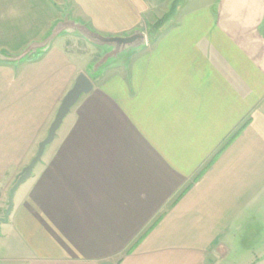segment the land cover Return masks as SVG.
<instances>
[{"label":"crops","instance_id":"obj_1","mask_svg":"<svg viewBox=\"0 0 264 264\" xmlns=\"http://www.w3.org/2000/svg\"><path fill=\"white\" fill-rule=\"evenodd\" d=\"M66 2L93 31L140 29L146 44L92 81L15 190L0 264H224L264 213V0H193L172 25L181 0L161 27L169 9L147 15L166 0ZM29 3L0 0V20L41 41L63 11L35 18ZM62 36L79 38L0 62V207L95 62L70 50L78 39L53 45Z\"/></svg>","mask_w":264,"mask_h":264},{"label":"water","instance_id":"obj_2","mask_svg":"<svg viewBox=\"0 0 264 264\" xmlns=\"http://www.w3.org/2000/svg\"><path fill=\"white\" fill-rule=\"evenodd\" d=\"M61 34L80 36L86 42L102 48L104 54L99 61L92 63L85 73H79L77 75L72 87L61 99L53 121L48 128L47 135L37 144L34 157L19 172L9 190L7 207L4 211V216L0 218V222L2 223L9 217L15 190L30 177L33 167L40 161L45 147L54 140L57 130L70 109L82 95L88 94L92 90V80L98 74H101L103 68L125 61L128 56L140 51L146 44L145 35L140 29H134L123 36H104L93 31L86 23L71 19L69 17L68 8L66 7L62 18L51 27L41 41L32 42L28 46L25 52L26 54L22 53L19 56L0 54V62H11L16 65L26 61L33 55L47 51L52 41Z\"/></svg>","mask_w":264,"mask_h":264},{"label":"rangeland","instance_id":"obj_3","mask_svg":"<svg viewBox=\"0 0 264 264\" xmlns=\"http://www.w3.org/2000/svg\"><path fill=\"white\" fill-rule=\"evenodd\" d=\"M28 1L30 2L29 4H20L18 5V7L24 9L26 13L28 14V7L31 6L29 10L30 14L32 13V16L34 15L35 18L37 15L35 12L39 11L40 7L42 9V13L40 15L42 16H46L47 15L46 12H49V14L52 13V14L60 15L62 11L63 12L65 11L67 6L68 8L70 7L69 3L66 2L67 0H64L63 3L59 2V0L57 1L56 0H28ZM166 1H168V3L167 2L162 3L158 9L150 12L147 15V17L151 21H155L157 18L163 15L167 11V9H169L170 7L169 4L171 5V1H174V0H166ZM192 1L193 0H185V3L182 5V7L179 9L178 13L174 17V22L172 25H175V23L177 22L183 23L182 20L184 19L186 12L189 9L194 8V6L191 4ZM204 2L200 4L199 7L201 6L207 7L209 3L207 4ZM213 7H216V4L213 5ZM47 9L48 11H46ZM58 10H62V11L59 12ZM40 22L43 23V21H40V20L34 21V24L37 25V27H33L32 28L33 30L31 32H35V34H37L40 31V24H41ZM12 25L13 23L10 21L7 22V21L0 20V54L19 56L22 53L26 52L28 46L32 42L40 40L41 37L39 36L35 37L34 34H30L29 30H28L29 32L27 31V33L24 32L22 34H19V30L14 29V28L11 29V33L8 34V32L10 31L9 29L12 27ZM63 39L80 40L82 44L77 46V44L69 43V48L72 51H75V50L80 51L82 49V51L85 52L84 50H86L87 52L83 53L85 57H87L88 51L90 53L91 51H96L95 60H94L95 62L99 61L104 54V50L102 48L86 42L80 36L79 38H75L74 36H62V37L57 38V40H55L53 45H56V43L62 41ZM82 51H80V53H82ZM91 64H89L88 67ZM88 67L86 68V70L88 69ZM110 67L111 65L103 68L101 71V74H98L92 81L95 82L96 79H99L100 77H102L106 73V69ZM22 185L23 184H21V188L23 187ZM5 198L6 197H4L1 202L2 206L0 207V218L4 216V211L7 207ZM13 199H14V196H13ZM7 201H8V197H7ZM256 214H257L256 220L251 221L250 227L241 229V235L239 236V242L235 247L236 248L235 252L229 255V257L224 262V264H239L245 261L246 257H249L252 254L258 255L259 253L264 251V213H256ZM4 227L5 226L3 224H0V233L5 229ZM1 241L2 240H0V246L3 243Z\"/></svg>","mask_w":264,"mask_h":264},{"label":"trees","instance_id":"obj_4","mask_svg":"<svg viewBox=\"0 0 264 264\" xmlns=\"http://www.w3.org/2000/svg\"><path fill=\"white\" fill-rule=\"evenodd\" d=\"M181 0H174L171 7L169 8V11L161 18L159 21L155 23L157 27L163 26V24L169 19V17L175 12L178 5L180 4Z\"/></svg>","mask_w":264,"mask_h":264}]
</instances>
